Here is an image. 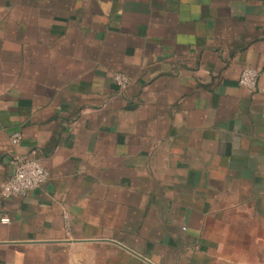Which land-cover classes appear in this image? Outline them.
<instances>
[{
  "label": "crops",
  "instance_id": "obj_1",
  "mask_svg": "<svg viewBox=\"0 0 264 264\" xmlns=\"http://www.w3.org/2000/svg\"><path fill=\"white\" fill-rule=\"evenodd\" d=\"M247 66L264 0H0V189L16 156L48 171L0 194V264H244L264 234Z\"/></svg>",
  "mask_w": 264,
  "mask_h": 264
},
{
  "label": "built area",
  "instance_id": "obj_2",
  "mask_svg": "<svg viewBox=\"0 0 264 264\" xmlns=\"http://www.w3.org/2000/svg\"><path fill=\"white\" fill-rule=\"evenodd\" d=\"M261 76H264V67H244L240 71L238 84L253 90ZM113 80L121 88L129 83L128 76L120 72L113 75ZM20 137V133L15 132L10 140L12 143H17ZM47 179L48 171L37 158L29 155L16 156L13 174L2 184L0 194L4 197L21 196L41 186ZM4 220L7 219L4 218Z\"/></svg>",
  "mask_w": 264,
  "mask_h": 264
},
{
  "label": "rangeland",
  "instance_id": "obj_3",
  "mask_svg": "<svg viewBox=\"0 0 264 264\" xmlns=\"http://www.w3.org/2000/svg\"><path fill=\"white\" fill-rule=\"evenodd\" d=\"M244 238L245 241L250 242V248L253 249V251H245L247 254H244V264L257 263L258 251L260 254L259 257L264 258V234H244Z\"/></svg>",
  "mask_w": 264,
  "mask_h": 264
}]
</instances>
